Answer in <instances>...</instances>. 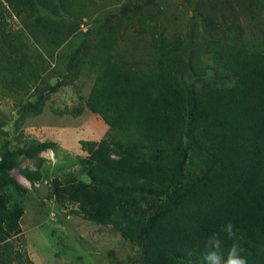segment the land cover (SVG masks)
Returning a JSON list of instances; mask_svg holds the SVG:
<instances>
[{"label": "trees", "instance_id": "obj_1", "mask_svg": "<svg viewBox=\"0 0 264 264\" xmlns=\"http://www.w3.org/2000/svg\"><path fill=\"white\" fill-rule=\"evenodd\" d=\"M44 2L2 0L0 4V79L8 83L6 90H25L43 81L45 63L34 61L25 43L30 25L24 23L17 30L9 20L49 9L50 2ZM59 2L68 17L82 18L80 0ZM51 13L56 14L54 9ZM119 17L113 26L107 22L100 29V52L111 49L122 24L129 21ZM41 27L57 48L77 33L75 24L65 19L48 18ZM154 31L153 22L148 35L155 51L147 70L120 58L90 63L96 78L85 108L120 138L81 142L87 156L79 157L78 164L89 182L78 176L64 182L55 178L53 195L61 206L76 204L73 214L110 225L124 239L142 245L137 258L114 264H194L207 237L228 221L239 230L248 264H264V55L216 49L220 62L216 64L236 73L238 83L227 88L203 84L194 91L188 83L194 63L182 62L181 40ZM75 60L71 56L68 64L80 69L87 64ZM83 110L80 106L67 113L79 117ZM186 136L209 159L199 176L187 180ZM49 145L34 142L0 153V184L21 194L12 208L0 196V264H34L26 250L19 249L25 242L20 221L26 189L9 173L21 157L34 162L33 180L38 181L45 161L41 153ZM231 244L225 239V252Z\"/></svg>", "mask_w": 264, "mask_h": 264}, {"label": "rangeland", "instance_id": "obj_2", "mask_svg": "<svg viewBox=\"0 0 264 264\" xmlns=\"http://www.w3.org/2000/svg\"><path fill=\"white\" fill-rule=\"evenodd\" d=\"M47 1L49 9L40 8L9 20L17 30H22L24 23L30 25L25 43L30 47L32 59L45 63L43 81L25 90L11 91L5 88L8 83L0 79V153L11 147H28L34 142L50 144L49 149L41 153L45 161L39 169L38 181L33 180V171H37L34 162L21 160V157L9 173L26 189L20 221L25 242L19 249L26 250L34 264L126 262L129 257L139 256L140 243L124 239L110 225H99L73 214L76 204L61 206L53 195L55 178L64 182L78 176L81 181L89 182L88 177L81 175L78 164L79 157L87 156L81 142L120 138L118 132L85 108L96 78L90 63H101L107 57L113 61L120 58L125 63H138L142 71L147 70L154 58L155 49L148 35L154 22L155 35L163 32L169 40H181L182 62L194 63L191 82H188L192 83L194 91H199L203 84L212 88L234 87L238 75L216 64L220 62L215 50L228 47L235 54L264 55V0H80V19L68 17L59 9L61 0ZM40 3L45 2L40 0ZM52 9L56 14L51 13ZM119 16L124 21L128 17L129 21L122 24L117 42L102 53L99 39L103 31L100 29L107 22H113L109 24L113 26ZM43 18L46 21L48 18L65 19L75 24L77 33L57 48L41 27L46 22ZM142 18L145 20L141 24ZM71 56L76 58L73 63L87 64L81 69L71 66L68 64ZM80 106L84 110L79 117L67 113ZM183 143L188 144L184 172L187 180L199 176L209 159L199 153L190 137H184ZM41 186L46 189L43 196ZM0 196L7 207L12 208L21 194L12 186L0 184Z\"/></svg>", "mask_w": 264, "mask_h": 264}, {"label": "clouds", "instance_id": "obj_3", "mask_svg": "<svg viewBox=\"0 0 264 264\" xmlns=\"http://www.w3.org/2000/svg\"><path fill=\"white\" fill-rule=\"evenodd\" d=\"M238 231L231 221L223 224L219 232L207 237L203 251L194 264H248L246 256L242 255L243 249L240 246L242 237L238 235ZM221 234H223V238ZM225 239L232 241L226 252Z\"/></svg>", "mask_w": 264, "mask_h": 264}, {"label": "water", "instance_id": "obj_4", "mask_svg": "<svg viewBox=\"0 0 264 264\" xmlns=\"http://www.w3.org/2000/svg\"><path fill=\"white\" fill-rule=\"evenodd\" d=\"M45 192H46L45 187L44 186H41L40 187V194L43 196L45 194Z\"/></svg>", "mask_w": 264, "mask_h": 264}, {"label": "crops", "instance_id": "obj_5", "mask_svg": "<svg viewBox=\"0 0 264 264\" xmlns=\"http://www.w3.org/2000/svg\"><path fill=\"white\" fill-rule=\"evenodd\" d=\"M81 157H84V156H81Z\"/></svg>", "mask_w": 264, "mask_h": 264}]
</instances>
